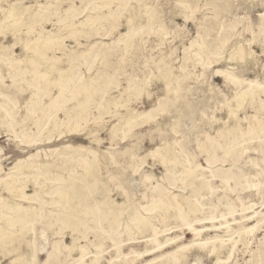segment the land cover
I'll use <instances>...</instances> for the list:
<instances>
[{
  "label": "rangeland",
  "instance_id": "1",
  "mask_svg": "<svg viewBox=\"0 0 264 264\" xmlns=\"http://www.w3.org/2000/svg\"><path fill=\"white\" fill-rule=\"evenodd\" d=\"M11 1L13 0H0V6L7 8ZM118 1L121 5L116 7L115 3H110L113 11L110 16H104L102 19L86 21L85 18L90 13L88 10L81 11L84 3L80 0H70L58 3V7L44 14L43 20L34 23L35 31L41 28L53 30L58 27L56 15L71 12L74 15L73 29L81 33H77V41L66 38L64 44L68 49H88L84 60L78 63L75 75L52 106L54 109H60L52 111L54 118L61 119L65 108H74L77 96L73 90L89 83L88 79L78 80V77H99L104 73L112 76L105 82L108 88L103 99L101 92L95 93L90 105L91 111L87 115L88 121L81 122L84 130L79 134H69L65 133L63 126L56 127L54 133L62 131L63 135L60 138L54 136L50 143H37L35 137L38 132L34 125L37 114L29 112L31 105L23 103L28 99L31 88L26 79L40 82L37 73L43 72V68L31 66L30 62H25L26 66L22 64L24 62H19L20 68L28 71L25 79H22L12 73L8 61H20L23 58L26 52L23 45L28 40L24 33L26 28L24 25L19 26L22 32L16 35L18 43L10 50L7 49L8 51L1 50V47L14 43L13 33L16 30L11 28L15 29L16 24L12 25L7 21L3 27L5 29L0 33V80L2 74H5L6 78H3L2 83L10 85L8 89L0 88V103H6L9 110V113H6L4 108H0L2 172L7 171L17 159L36 149H53L66 143L82 144L97 152L96 159H89L95 160L96 163L100 159L98 166L101 179L98 181L105 183L108 188L103 194L97 193L86 198L85 204L95 208L94 214L87 213L85 223L77 225L75 231L71 228L65 229L63 237L58 232L57 225L52 226L46 219L37 218L28 219V231H24L22 237L14 238L19 229L15 227L13 231L4 225L0 207V264H137L154 256L167 254L176 245L208 238L224 242L221 246L219 242L215 243L220 246L219 255L210 253V246H195V253L193 251L182 264H264V148L256 144V148L250 147L246 151L241 150V147L225 149L224 144L233 137L232 131L228 130L233 121L229 118L226 106L228 103L234 106L231 101L234 92L231 85L224 81L222 73L216 72L217 68L226 70L243 81L242 85L246 80L253 78L254 73H257L258 78L262 77L264 53L262 54L261 50L264 51V29L260 28L264 27V16H261L264 13V0ZM33 2L34 0H22L25 5ZM69 4L75 5L74 10H67ZM132 6H136L134 23L142 24L141 27L137 26L132 43L118 47H115V44L108 45L120 32H126V20ZM194 10L192 17L188 18ZM106 11L107 8H102L97 13L102 15ZM148 14L153 15L149 21ZM2 15L0 12V17ZM24 20L29 23L33 22L34 18ZM244 23L256 33L257 44L253 46L256 57L254 71L250 64L241 67L236 60L226 61L223 57L219 62L211 63L215 54L202 56V66L201 62L197 64L190 55L191 52L186 50L189 42L200 32L204 43L213 51L218 46L222 47L221 42L225 41L226 47L221 55L226 56L235 42L251 37L244 29ZM28 51L26 53L31 55L30 50ZM47 54L61 56L62 52L49 44ZM159 62L171 67L173 76L176 77V80L173 78L169 84V93L155 68V64ZM55 65L63 66V63L57 62ZM52 76L57 75L53 73ZM14 79L18 82L12 88ZM51 91L58 94L56 87H51ZM3 93L8 95V100L1 96ZM107 99H111V102L105 103L100 110L95 108L96 103H103ZM42 101H48V97L44 96ZM127 109L132 110L135 116L130 120V127L123 131V117ZM99 112L100 119L94 120V117L99 116ZM253 113L248 109V116ZM238 116L243 118L242 112H238ZM46 117L51 118V115ZM19 119L24 120L18 121ZM113 125H117V129L116 133L113 132L115 137L112 141L110 131ZM240 125L244 126L246 122L243 120ZM23 127L27 130H22ZM88 132L93 136L88 138ZM121 136L125 138L122 139ZM95 138L100 142L97 143ZM155 147H160L166 152L175 151L189 164H199L203 167L202 174L209 177L210 190L203 194L202 203H214V215H208L209 219H199L195 222L178 221L173 210H167L160 204V199L164 198L163 195L168 190L182 194H188L190 190L180 182L183 173L173 175L167 172L156 158L150 155L143 158ZM47 154L49 158H55L52 152L47 151ZM44 155L42 151L39 153L43 161ZM206 157H209L208 162ZM46 168L50 171L51 167ZM177 168L180 169L179 166ZM52 169L51 173H59ZM256 172V178L252 179L251 176ZM16 174L15 171L11 175ZM118 174L121 179H111V175ZM145 175H149V180H146ZM219 175H224L227 179L223 187H219ZM19 177L21 183L25 184L23 192L33 193L34 185L32 181H28L30 178ZM38 181L43 180L39 178ZM120 182L122 185L118 188ZM50 186L56 188V185L49 184L48 187ZM0 193L10 197L2 190L1 184ZM42 197L47 201L51 199L46 193ZM98 200H103L104 204L99 206ZM15 201L24 206L29 204L25 199L16 198ZM121 203L123 205H120ZM131 205L136 206L146 220L137 230L115 233L114 227L112 229L108 222L112 219V213H120L119 219L124 226L133 213L129 208ZM149 207L153 210H145ZM47 209L45 204L38 213L42 214ZM13 214L14 212L9 215ZM156 223L160 225L155 226ZM252 225L254 234L246 244L240 232ZM165 228L169 230H164ZM99 229L105 230L102 234H107L108 237L102 239ZM42 230L48 235L46 240L39 237ZM175 238L177 239L170 243V239ZM72 243L75 247L70 249ZM80 245H83L81 250ZM156 245L158 248L154 249ZM225 245L230 248V253L226 251ZM96 246L100 248L94 250ZM130 247H134L131 253ZM14 248L26 263L22 259H15ZM145 250L154 252L136 260L138 252ZM125 253L128 255L125 256ZM100 254L101 259L96 262V256ZM155 264L178 263L163 258L156 260Z\"/></svg>",
  "mask_w": 264,
  "mask_h": 264
},
{
  "label": "bare ground",
  "instance_id": "2",
  "mask_svg": "<svg viewBox=\"0 0 264 264\" xmlns=\"http://www.w3.org/2000/svg\"><path fill=\"white\" fill-rule=\"evenodd\" d=\"M69 1L70 0H34L33 3L25 5L24 3H22V0H13L8 4L7 8H5L4 6H0V12L3 14L2 17H0V33L2 29H5L3 27L6 26L7 21H10L12 25L16 24V28L18 26L17 29L11 28L12 30H16L15 33H17L15 34L12 32L14 34V36H12L15 39L14 43L10 45H3L1 47V50L8 51L7 49L10 50V48H12L16 43H18L16 35L22 32L19 26L24 25V27L26 28V31L24 33L28 36V40L23 46L26 52H29L28 50H30L31 55H28L25 52L23 54V58L20 59V61L8 60L9 65L13 70L12 73L16 77L21 76L20 78L25 79V74H27L28 71L27 69L20 68V66L18 65L19 62H24L22 63L23 65H25V62H30L29 64H32L31 66L43 68V72L41 71L37 73V75L39 74L38 76L41 79L40 82L35 83L33 81H30L29 79H26L28 82L27 85L29 84L31 88L28 99L26 101H23L25 105H31V108H29L28 110L29 112L37 114L36 120H34V125L36 126L38 132V137H35L37 138V143H50L54 136L60 138L63 135L62 131L61 133L58 132V134L54 133L55 128L59 126H63L66 129L65 133H81V131L84 130L81 122L88 121L87 115L91 111L90 105L92 104V100L94 99L95 93L101 92V98L103 99L104 94L108 88V85L105 84V82L112 77L111 75H106V73L99 75V77H78V80L88 79L89 83L82 84L83 86H80V89L73 90L74 95L77 96L74 108L63 107L65 109L63 110V118L61 119L54 118L52 116V114H54L52 113V111L60 110L57 107H55V109L52 107L55 103L56 98L59 97L58 95L65 89L66 85L75 75L78 69V63H81L84 60L85 56L87 55L88 49L81 50L78 47L68 49L66 44H64V40L66 38L74 39L75 41H77L76 35L78 32H80L76 29H73L75 26L72 22V20L74 19V15L71 14V12L64 13L60 16L56 15L57 22L59 24L57 23L56 25H58V27L53 30H44L41 28L40 30L35 31L33 30V27L36 21L38 22L43 20L44 14H47L53 8L58 7V3ZM80 1L84 3V6L81 8V11L88 10L90 13L87 14L85 18L86 21H93L97 19H102L104 16H110L113 11L110 7V3H115L114 6L116 7H119L121 5L118 0ZM74 7V4H69L67 6V10L72 11L74 10ZM102 8H107V11L100 15L99 13H97V11ZM135 8L136 6H132L131 10L129 11V18H127L126 20V32H120L116 39L109 42L108 45L115 44V47H118L120 45L132 43L137 32V26H142V24L138 25L134 23L135 15L133 14ZM194 12L195 10L191 12L188 18H191ZM261 16H264V13H262ZM31 17L34 18L33 22H25L24 19L29 20ZM152 18L153 15L148 14L147 21L151 20ZM244 29L250 33L251 37L246 40L242 39L235 42L230 47V52L226 56L221 55L226 47L225 41L221 42L222 47L218 46L215 51H213L209 49L204 43V39L200 32H197L194 39L189 42L188 46L186 47V50L188 52H191L190 55L194 57L195 62L197 64L201 62L202 56L209 57L210 55L215 54V57L211 59V63L219 62L223 57V60L226 61L236 60L241 67L250 64L252 70L254 71L256 57L254 56L253 46L257 44L255 36L256 33H254L250 29L247 23H244ZM260 29L263 30L264 27L262 26ZM32 33H35V35H33ZM49 44L54 45L56 49L60 50L62 52V55H48L47 50L49 49ZM261 53L263 54L264 51L261 50ZM8 54L10 53L8 52ZM217 54H219V56H217ZM57 62H62L63 66L55 65V63L57 64ZM107 65L109 64L107 63ZM155 66V68H157L158 72L160 73L162 81L165 82V88H168L167 93H169L171 91L169 89V84L171 83V81H173V78L176 80V77L173 76V71L171 67H168L165 63L161 62L155 64ZM202 66H204V64H202ZM216 72L222 73L221 75L223 76L224 81L231 85L234 92V95L231 98V101L232 103H234V106H232V104L230 103H228L226 106L229 118H231L233 121L231 127L228 128V130L232 131L233 137L231 141H227L224 144L225 149L241 147V150L246 151L250 147L256 148V144H259L261 148H264V98H262V96H264V73L262 74L261 78L257 77V73H254L253 78L246 80L245 83L242 85L243 81L227 73L226 70L217 68ZM53 73L57 76L53 77ZM3 78H6L5 74H2V78L0 80V88L8 89L10 85L2 83ZM17 82L18 81L16 79L12 80V88L15 87V84H17ZM51 87H56L58 90V94L51 93ZM1 96L6 100L9 99L8 95L6 96V94L4 93ZM44 96L48 97V101H42ZM110 102L111 99L104 100L103 103L98 102L96 103L95 108L100 110L103 108V105L105 103ZM6 105V103L1 102L0 108H4V110H6V113H9V110L7 109ZM248 109L254 112L253 115H247ZM238 112H242L243 118L238 116ZM100 113L101 112H99V116L94 117L93 119H100ZM48 114L51 115V118L46 117L48 116ZM134 116L135 114L133 113V111L127 109L125 117H123L125 124V126L123 127V131L125 130V128L130 127V120ZM21 120L24 119H19L18 121ZM243 120L246 122V125L244 126L240 125V122ZM116 129L117 125H113V127L111 128L110 133L112 135V141L115 137V134L113 132ZM22 130L26 131L27 128L23 127ZM86 135L88 138L93 136L90 132H88V134ZM121 137L122 139L125 138L124 136ZM94 140H96L97 143L100 142V140L96 138ZM41 151L45 153L44 161L42 160L43 157L42 159H40L39 157V153ZM47 151L52 152L55 158H49ZM164 151L165 150L161 149L160 147H155L154 149L150 150L143 158L148 155L156 158L158 163L164 166L163 168H165L167 172L173 175L183 173V176H181L180 178V182L182 183V185H185L186 188L188 187L190 193L182 194L181 192H174L168 190L164 193V198L160 199L161 202L159 200L158 201L160 202V204L165 206V209L173 210L174 217L178 221L187 220L190 222H195L199 219H209V217L207 216L211 214L214 215V210L216 206L214 203L211 202L208 204L202 203V197L204 196L203 194H205V191L210 190V185L208 183L209 177L203 176L202 174L203 167L199 164H189L187 160L182 157L181 154H178L175 151ZM89 157H91V159H96L97 152L95 150L93 151V149L86 145H72L70 143H66L63 144L61 147H55L53 149H36L33 152L29 153L27 156L17 159L13 163V165L5 172H2V166L0 165V184L2 186V190L10 195V197L2 196L0 193V207L3 211L2 218L4 219L3 221H5V226L7 225L12 230L15 227L19 229L18 234H14V238L15 236L22 237V235H24V231H28V226L26 225V221L28 219H46L47 223H49L50 225L58 226V232L61 233V237H63V231L65 229L71 228L74 230L75 228H77V225L85 223V216L87 215V213L94 214L95 208L91 206H86V198L89 196H93L97 193L103 194L107 192L108 188L105 183H103L102 181L99 182L101 179L100 169L98 166V162L100 159L97 160L96 163L94 162L95 160H91L89 159ZM206 161H209V157H206ZM177 166H179L180 169L177 168ZM46 167H51L53 168L52 170H56V172L58 171L59 173H51V168L49 171ZM15 171L17 174L15 176L11 175L12 172ZM256 175L257 172L254 173L251 178L255 179ZM19 176H23L24 178H30V180L28 181H32V184L34 185L33 193L26 194L23 192L25 184L21 183ZM39 178L43 181L39 182ZM113 178L121 179L119 174L114 176L111 175V179ZM145 178L146 180H149V175H145ZM219 178V187L225 186L227 182L226 177L224 175H219ZM93 181H97V183L95 184ZM49 184L56 185V188H53L52 186L48 187ZM121 185L122 182H120L118 188H120ZM45 193L51 196V199L49 201L44 200V198L42 197ZM52 197H56V199H53ZM16 198L28 200L29 204L26 206H24L23 204L21 205L15 201ZM45 204L48 209L44 211V213L39 214L38 211H40L43 206H45ZM97 204L101 206L104 204V201L98 200ZM120 205H123V203H121ZM129 208H131L130 210L133 213L129 216L128 222L124 226L121 225L119 219L120 213L118 211H114L112 213V219L108 222L111 224L112 229L114 227L113 231L115 233L126 232L130 229L137 230L138 227L141 224L143 225V222L146 220V217L136 208V206L131 205ZM154 208L156 209V207ZM145 210L151 211L153 210V208L151 209L149 207L145 208ZM13 212V216H10L9 214ZM93 219L94 221L97 220L95 216L93 217ZM161 219L164 220L165 217ZM156 225L157 223L155 224V226ZM164 230L169 229L165 228ZM191 230L195 231V229ZM99 232V236H101L102 239L108 237L107 234L106 236H103L102 234L105 232V230L99 229ZM1 233L2 231L0 229V235ZM240 234L243 235L242 238L247 244L254 234L253 225L244 228V230L240 232ZM39 237H44L43 239L46 240L48 235L46 234L45 230H42L40 232ZM12 238L11 240H13ZM176 239L177 238L170 239V243ZM216 242H219L220 246L221 244H224V242H222L221 240L217 241L216 239L214 240L209 238L200 239L197 242L191 241L188 243L176 245L167 254L154 256L153 258L147 259L143 262H138L137 264H155L156 260H162L163 258H166V260L168 261H174L178 264H182L187 259V257L191 253H193V251L195 250V246H200L202 248L210 246V253L215 252V254L219 255L218 249L220 246L215 245ZM74 247L75 244L72 243L70 245V249H73ZM82 247L83 245H80L79 249L81 250ZM98 247H94V250H96ZM156 248H158V245H156L154 249ZM15 249L16 248H14L13 250L16 254L15 259H22L23 262H25L23 258H20L21 255L19 251ZM133 250L134 247H130V253L133 252ZM226 251L228 253L231 252L229 247H226ZM151 252L154 251L145 250L138 252L136 260L141 259L143 255H148ZM127 255L128 253H125V256ZM101 256V254L99 256H96L95 261L99 262ZM11 263L13 262H10V264Z\"/></svg>",
  "mask_w": 264,
  "mask_h": 264
}]
</instances>
